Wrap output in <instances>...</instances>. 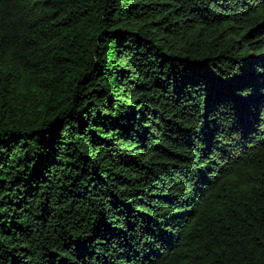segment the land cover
Segmentation results:
<instances>
[{
	"label": "trees",
	"instance_id": "1",
	"mask_svg": "<svg viewBox=\"0 0 264 264\" xmlns=\"http://www.w3.org/2000/svg\"><path fill=\"white\" fill-rule=\"evenodd\" d=\"M0 264H264V0H0Z\"/></svg>",
	"mask_w": 264,
	"mask_h": 264
}]
</instances>
